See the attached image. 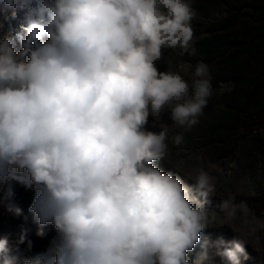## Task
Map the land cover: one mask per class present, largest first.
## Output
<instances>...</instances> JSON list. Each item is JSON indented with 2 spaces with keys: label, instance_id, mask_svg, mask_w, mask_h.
I'll return each instance as SVG.
<instances>
[{
  "label": "clouds",
  "instance_id": "9594fccd",
  "mask_svg": "<svg viewBox=\"0 0 264 264\" xmlns=\"http://www.w3.org/2000/svg\"><path fill=\"white\" fill-rule=\"evenodd\" d=\"M192 3L0 0L12 19L24 13L19 33L0 36V185L34 189L28 211L36 234L48 225L57 233L34 256L19 248H32L27 230L15 247L0 239V264H214L213 255L241 264L245 245L264 249V218L246 201L229 194L220 213L206 206L217 193L218 165L188 177L205 199L181 174L155 166L169 141L184 142L214 94L231 91L213 88L206 63L165 58V50L196 55ZM149 117L158 130H149ZM218 219L238 238L231 246L218 238L214 254L205 240L192 261Z\"/></svg>",
  "mask_w": 264,
  "mask_h": 264
},
{
  "label": "rangeland",
  "instance_id": "374dc122",
  "mask_svg": "<svg viewBox=\"0 0 264 264\" xmlns=\"http://www.w3.org/2000/svg\"><path fill=\"white\" fill-rule=\"evenodd\" d=\"M192 6L196 12L192 21L197 37L196 55L179 57L174 51L165 50V58L174 64L181 60L193 65L204 62L210 68L213 88L219 91L221 84H227L231 91L214 94L199 123L184 132V142L175 146L169 141L166 159L155 162V166L181 174L193 194L205 199L188 177L194 175L193 169L197 167L207 170L208 164H216L222 171L211 173L217 176L218 182L216 195L207 197L208 209L220 213L222 199L234 194L237 202L246 201L257 217L264 218V0H193ZM23 16V11H18L15 19L8 10L0 12L3 24L0 36L9 31L13 35L19 33ZM252 40V48L244 51V44ZM230 46H235L232 52ZM158 68L165 71L167 65L160 63ZM184 78L191 82L190 75ZM162 119L171 123L170 113L165 111ZM147 127L158 130L152 128V117ZM177 131L183 132V129ZM6 183L12 193L0 195V239H7L9 246L15 247L21 232L27 230L32 248L28 249L27 242L20 244L22 253L34 256L45 252L57 233L54 226L48 225L43 237L36 234L38 225L28 211L34 189L16 180ZM13 207H19L22 214L10 211ZM221 237L231 246L238 235L228 226H219L218 219L214 226L205 229L201 242L189 253L190 259L195 261L205 240L214 254L211 244ZM245 248L248 258L241 256V264H264V249L256 251L251 245ZM213 261L230 264L215 255Z\"/></svg>",
  "mask_w": 264,
  "mask_h": 264
},
{
  "label": "trees",
  "instance_id": "16d2710c",
  "mask_svg": "<svg viewBox=\"0 0 264 264\" xmlns=\"http://www.w3.org/2000/svg\"><path fill=\"white\" fill-rule=\"evenodd\" d=\"M259 11V10H258ZM262 29V28H261ZM263 38H264V33H263ZM252 42H253V40L251 41V42H248V43H246V44H244V51H246V52H248L251 48H252ZM234 47L235 46H233V47H229L230 48V51L232 52V50L234 49ZM8 186H7V183L6 182H4L1 186H0V195H3V196H8V194H9V196H10V194L12 193V191L9 189V187L7 188ZM8 193V194H7Z\"/></svg>",
  "mask_w": 264,
  "mask_h": 264
},
{
  "label": "bare ground",
  "instance_id": "6f19581e",
  "mask_svg": "<svg viewBox=\"0 0 264 264\" xmlns=\"http://www.w3.org/2000/svg\"><path fill=\"white\" fill-rule=\"evenodd\" d=\"M21 25V24H20Z\"/></svg>",
  "mask_w": 264,
  "mask_h": 264
}]
</instances>
